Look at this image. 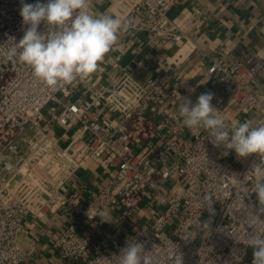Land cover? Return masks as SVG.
<instances>
[{"label":"built area","instance_id":"built-area-1","mask_svg":"<svg viewBox=\"0 0 264 264\" xmlns=\"http://www.w3.org/2000/svg\"><path fill=\"white\" fill-rule=\"evenodd\" d=\"M178 2L133 0L122 19L147 33L152 47L177 44L183 33L170 11ZM19 9L20 0H0V264H32L29 256L39 249L20 238L30 218L50 213L77 214L92 227L80 233L64 225L55 236L59 255L45 264H119L130 237L145 243L156 264H173L177 254L183 264H252L247 238L264 234V214L256 217L260 205L250 193L257 155H224L207 132L189 130L176 112L156 122L154 90L127 71L101 87L86 78L48 87L29 66L7 58L23 36ZM260 75L264 57L252 52L231 62L212 59L195 86L214 93L212 104L229 123L264 124V89L255 84ZM76 83L91 97L73 96ZM102 102L121 114L114 129L102 118ZM158 134L164 137L156 140ZM89 160L114 168L109 181L100 189L66 191ZM204 195L214 198L210 228L203 227L209 219L201 209ZM124 222L131 232L118 237Z\"/></svg>","mask_w":264,"mask_h":264},{"label":"crops","instance_id":"crops-1","mask_svg":"<svg viewBox=\"0 0 264 264\" xmlns=\"http://www.w3.org/2000/svg\"><path fill=\"white\" fill-rule=\"evenodd\" d=\"M132 4L133 0H91V11L123 18ZM170 15L173 24L183 33L182 41L156 48L148 44L147 33L129 29L120 34L97 71L86 78L94 86L101 87L111 84L123 71L129 72L137 81L154 90L156 99L150 112L155 114L156 122L172 112L179 115V96L190 97L195 103L197 97L206 91L204 85H195L212 59L224 58L231 62L252 52L264 57V0H179ZM255 84L264 89V75H260ZM74 90L73 96L91 97L81 83L74 84ZM101 108L102 118L111 122L112 129L116 128L121 121L120 112L107 102H102ZM77 131L78 128L69 129L64 141L75 136ZM162 137L158 134L155 139ZM113 173V167L105 168L89 160L66 184L65 190L100 189ZM64 225H70L80 233H87L92 227L77 214L69 217L50 213L43 218L28 220L20 240L23 244L34 242L39 249L35 255L29 256L32 264H45L58 257L59 245L55 236L60 234ZM122 231H126L125 234L131 232L127 224Z\"/></svg>","mask_w":264,"mask_h":264},{"label":"clouds","instance_id":"clouds-1","mask_svg":"<svg viewBox=\"0 0 264 264\" xmlns=\"http://www.w3.org/2000/svg\"><path fill=\"white\" fill-rule=\"evenodd\" d=\"M19 15L25 26L23 36L8 49L7 58L29 66L33 75L50 88L84 80L96 72L120 34L133 25L129 19L94 13L91 0H20ZM179 98V115L189 130L203 129L214 147H223L224 155L230 151L239 158L257 155L258 162L251 168L254 183L250 193H255L259 201L255 214L259 219L264 214V124L251 120L229 123L213 106L211 91L201 93L195 103L187 96ZM213 205L212 195L202 197L201 209L209 213V219L203 222L205 228L211 227ZM247 247L253 250L252 264H264V234L248 236ZM118 260L119 264H156L145 243L131 237L126 238ZM173 264H183L182 255L177 254Z\"/></svg>","mask_w":264,"mask_h":264},{"label":"rangeland","instance_id":"rangeland-1","mask_svg":"<svg viewBox=\"0 0 264 264\" xmlns=\"http://www.w3.org/2000/svg\"><path fill=\"white\" fill-rule=\"evenodd\" d=\"M126 224H127V222H124L123 227L122 228H118V230L116 231V235H118V237H120V235H122V233L123 234L126 233V231H124V232L122 231V230H124V225H126ZM252 252H253V250H252Z\"/></svg>","mask_w":264,"mask_h":264}]
</instances>
